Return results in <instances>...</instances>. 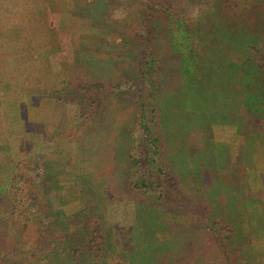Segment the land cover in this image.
Here are the masks:
<instances>
[{"label":"trees","instance_id":"1","mask_svg":"<svg viewBox=\"0 0 264 264\" xmlns=\"http://www.w3.org/2000/svg\"><path fill=\"white\" fill-rule=\"evenodd\" d=\"M121 4L126 15L116 20ZM191 6L199 9L193 18ZM37 10L59 30L65 54L55 62V50L35 55L30 42L20 40L26 31H12L34 22ZM119 52L137 58L133 77L119 67ZM35 59L48 75L41 70L21 82L19 61ZM63 62L68 71L60 75L53 65ZM14 77L38 94L21 95L14 83L0 92V264H208L207 252L219 264H256L263 234L252 237L249 225L235 231L232 220L211 210L213 159L192 164L185 178L187 164L174 152L165 120L172 111L167 83L188 77L182 97L228 98L232 89L241 104L233 113L239 132L264 134V0H0V82ZM127 96L130 105L123 102ZM219 104L231 119L227 103ZM85 141L92 164L82 163ZM258 148L263 165L264 142ZM101 153L116 166L110 168L118 176L110 197L103 194L109 172L98 160ZM219 155L215 165L224 174L227 155ZM227 176H219L220 188L228 186ZM69 191L77 193L72 213L65 206ZM135 192L142 194L135 222L112 218L113 203L123 202L121 194L131 201ZM172 215L198 235L179 243L183 225ZM158 224L170 230L165 239ZM200 234L205 245L199 247Z\"/></svg>","mask_w":264,"mask_h":264},{"label":"rangeland","instance_id":"2","mask_svg":"<svg viewBox=\"0 0 264 264\" xmlns=\"http://www.w3.org/2000/svg\"><path fill=\"white\" fill-rule=\"evenodd\" d=\"M63 1V0H59ZM122 4L119 5L116 13L114 15V19H122L126 15V12L122 8ZM14 8V7H13ZM198 7L191 6L188 9V17H196L198 14ZM37 16V17H36ZM34 22L22 24L21 26L13 29V33L19 35L22 31H26V33L20 37L22 44H28L32 48V52L37 55L39 50L46 49L50 52L55 50L52 54V62L56 61V58H61L65 54V49L62 47L61 38L59 37V30H56V25L51 28L49 25L45 23L44 16L41 15L40 11L37 10V13L34 18H32ZM38 25V26H35ZM35 26V27H34ZM44 52V51H43ZM136 53V52H135ZM123 53L118 54L119 62L118 65L125 71V74H128V77H133L135 74V67L137 64L136 57H128L123 56ZM136 58V59H135ZM124 61H123V60ZM138 63V62H137ZM101 64L106 67H111V65L107 64L105 59H102ZM56 71H59V74L62 75L68 70L66 69L68 66L66 63L53 65ZM45 68H47L45 66ZM54 71V70H53ZM43 74L48 75V69L42 70ZM93 77H99V72L94 71L91 72ZM16 77H14L9 82H0V92L6 87H10ZM184 79V80H183ZM180 79L179 83L175 80V84H172L173 79H170L169 86H171V90L168 96L170 99L166 100L167 105L171 108L170 115H167L165 122L168 127L167 130H170L173 139H174V152L177 154H182L181 158L184 161V164H187L185 168L187 176V170L191 167L192 164L197 163L201 158H208L210 156L211 165L209 166V170H214L212 173L214 175L213 182L210 183L208 187L211 192V196H209L208 201L212 204V209L214 212L224 220H232L235 231L238 230L239 227L246 228L245 226L249 225L252 230L250 234L252 237L257 238L258 236L264 235V162L263 165L260 161V150L259 146L264 142V134L262 131L255 137V135L245 136L239 132V123L233 117L234 112L240 111L241 104L236 97V93L232 91L228 96V98H219L216 93L208 94L212 97H209L208 100H203V95L198 94V97L185 98L181 95H187L188 89L190 86V78L186 77ZM18 80V79H17ZM128 78L123 80L124 83H127ZM13 86L17 87L18 85L14 83ZM170 88V87H169ZM19 94L23 95L27 93V89L20 88L18 91ZM128 97V96H127ZM124 99L125 104H131L133 102L132 98ZM174 100V102H173ZM224 101L227 103L226 108L231 115V119L229 116L221 111L220 109V101ZM42 103V102H41ZM43 109H46L45 104H42ZM205 108L209 112H205ZM73 111H75V115L78 112L77 106L73 105L72 107V115ZM176 114V115H173ZM10 116L14 118L15 113L12 111ZM78 114L76 115L77 118ZM93 127L92 129H94ZM243 133V132H242ZM0 137H4L1 135ZM5 138V137H4ZM213 141H210L212 140ZM209 140V141H208ZM116 142V140H115ZM114 142V143H115ZM206 143V144H203ZM208 143V144H207ZM121 141H118L119 146ZM59 146L58 144H54V147ZM62 148H68L66 143H63ZM89 143L85 141L84 143V155L82 157V163L87 164L91 163V156L86 155ZM99 150L101 151V146L99 145ZM217 149V150H216ZM69 150L72 151L73 155L77 153V146L72 145L69 146ZM219 151L217 154L216 151ZM225 154L227 155L225 158L228 161V165L225 167V173L220 174V169L215 165L218 161L217 159H221L222 157L219 155ZM101 153L99 156L101 157V166L108 167L109 175L105 177V182L102 184L103 194L107 193L110 190H113L114 183L118 182V176L111 172L110 168H116V166L112 165V167L108 166V162L105 161V158ZM198 157V158H197ZM197 158V159H195ZM104 160V162H103ZM207 160V159H205ZM114 163V162H112ZM223 164V162H221ZM38 171L35 176L39 178ZM228 173L227 182L228 186L219 187V176L225 175ZM68 180H70L68 178ZM110 182V183H109ZM188 186V184H187ZM36 190L41 193L40 188L34 187ZM72 191L64 193L67 198V203L65 205L67 211L72 213L77 204L73 201L76 199V192L70 193ZM220 192L221 194H218ZM116 193V192H115ZM136 198L133 200H129L128 196L125 194H121V196H125L126 198L122 201H117L113 203L111 207L112 218L121 220L123 224H133L136 220V210L138 206L139 200L142 199V194L135 192L133 193ZM109 196V194L107 193ZM99 196V193H98ZM51 197L54 199V204L56 205L59 198L58 192H52ZM110 197V196H109ZM141 211L143 213L144 209L141 206ZM142 213L141 220L145 219V215ZM174 221L178 222L177 224L183 225L182 231L178 230V242H189L191 239L195 238L196 233L191 230V225L185 222L183 218L179 221L177 215H172ZM173 221V220H172ZM150 226L153 225L151 219L149 221ZM156 229H159V236L161 238H166L167 234L169 235L168 229L163 227V224H158ZM250 232V231H249ZM161 233V234H160ZM198 235V233H197ZM260 238L261 243L264 242V236ZM203 236L200 234L197 238V245L200 247L201 245H205ZM264 249V243L262 247ZM260 254L255 260V263H260V258L264 257V253L260 252ZM205 261L208 264H219L218 258L216 255L209 254L207 252L205 256Z\"/></svg>","mask_w":264,"mask_h":264},{"label":"crops","instance_id":"3","mask_svg":"<svg viewBox=\"0 0 264 264\" xmlns=\"http://www.w3.org/2000/svg\"><path fill=\"white\" fill-rule=\"evenodd\" d=\"M42 68L43 67H42L41 63L36 59L35 60H21V61H19L18 69H19V75L21 77V82L25 81L28 78H32L34 76H39L41 74ZM20 88H24L22 86V83H20V85H18L17 87L13 86L12 89L18 93ZM26 88H27V86H25V89ZM27 93L30 96L38 94V93H35L34 91H30L29 89H28ZM39 104L40 105H39L38 111H39L40 115L42 116V114H41V111H42L41 101ZM3 115H4V113H3ZM0 121L4 124V121L2 119ZM11 137L14 138V137H16V135L11 136ZM0 156L3 157L4 154H0Z\"/></svg>","mask_w":264,"mask_h":264}]
</instances>
